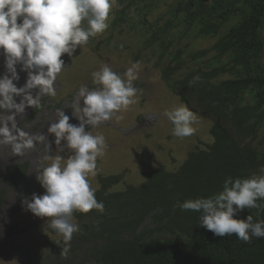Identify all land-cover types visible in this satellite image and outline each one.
<instances>
[{"label": "trees", "instance_id": "1", "mask_svg": "<svg viewBox=\"0 0 264 264\" xmlns=\"http://www.w3.org/2000/svg\"><path fill=\"white\" fill-rule=\"evenodd\" d=\"M154 3L159 0H117L110 32L135 30L141 9L140 23L146 24ZM165 17L149 26L146 49L190 111L213 123V143L191 151L175 172L162 166L145 173L140 186L128 184L124 174L99 176L95 196L104 210L73 213L80 230L64 256L80 252L78 264H264V238L214 236L200 227L199 212L177 206L221 192L229 177L264 175V143L258 138L264 128V0H179ZM193 35L218 39L211 48L187 51L181 41ZM203 61L208 68L201 67ZM26 170L27 165L16 166L6 179ZM122 184L124 190H114ZM248 215L264 220V207L235 218Z\"/></svg>", "mask_w": 264, "mask_h": 264}, {"label": "clouds", "instance_id": "2", "mask_svg": "<svg viewBox=\"0 0 264 264\" xmlns=\"http://www.w3.org/2000/svg\"><path fill=\"white\" fill-rule=\"evenodd\" d=\"M112 2L0 0V49L5 56V73L0 76V145H10L16 156L36 150L38 145H43L49 153L42 157L48 163L38 167L36 176L44 194L34 193L23 203L34 216L48 218V227L62 235L65 242L71 241L73 234L80 230L73 222L74 211L104 210L88 176L96 174L97 159L104 154L107 145L103 135H93L86 128L111 120L114 113L135 103L138 89L132 81L137 79L138 65L127 69V80L107 65L93 72V83L100 87L89 89L82 85L79 88L73 103L74 113L79 115L72 113L79 121L77 124L70 123V116L58 109V119L48 126L47 132L33 135L17 126L16 116L27 107L39 105L41 95L56 94V77L65 67L61 57L73 56L78 46L108 27ZM17 65H21L20 71L27 72L22 87L15 83L20 78ZM33 90L38 91L34 94ZM17 97H21L19 102ZM193 114L184 106L165 113L174 125L175 136L186 137L193 133ZM49 134L53 140L49 139ZM53 144L59 146L57 152L67 148L72 154L67 158L51 155ZM260 200H264V175L235 180L229 177L221 192L207 198L185 200L177 206L181 210L199 212L200 227L214 236L235 234L238 239L249 242L253 237L264 238V220L254 221L251 215L244 219L235 217L245 209L264 207L257 203ZM67 251L63 249L62 254Z\"/></svg>", "mask_w": 264, "mask_h": 264}, {"label": "rangeland", "instance_id": "3", "mask_svg": "<svg viewBox=\"0 0 264 264\" xmlns=\"http://www.w3.org/2000/svg\"><path fill=\"white\" fill-rule=\"evenodd\" d=\"M177 1L179 0H159L158 4L150 5L151 13L147 14V23L144 25L140 21L145 19V11L139 10L136 13L138 16L135 15L133 20L136 29L131 30L130 26H126L122 33L118 30L110 32L113 19L110 10L108 27L103 32L92 36L86 44L78 46L73 56L65 54L61 57L65 61V67L57 74L54 85L56 94L41 95L39 105L27 107L16 116L17 126L33 135L47 132L48 126L58 119V109H63L70 116V123L77 124L79 121L75 116L79 114L74 113L73 103L79 88L82 85L89 89L100 87L93 83L92 73L107 65L127 80V69L137 64V79L132 81L133 86L138 89L134 97L135 103L114 113L111 120L86 128L93 135H103L107 145L104 154L97 159L96 174L88 176L94 191L99 188V176L124 174L128 184L140 186L144 174L159 167L164 166L168 171L175 172L191 151L198 147L205 149L206 145L213 143L210 135L212 122L201 118L199 114H193L195 120L191 126L194 131L191 135H174V125L165 113L180 106L189 111L190 109L169 87L163 78V69L155 66L150 57V49H146L149 36L146 32L149 26L162 16L166 19L165 14ZM112 5L116 6L117 0ZM113 33L112 40L106 47V40ZM217 39L193 35L181 41V45H188L187 51L205 50L211 48ZM100 43L103 46L96 48ZM142 50L140 59H136V55ZM4 63L5 56L0 49V76L5 73ZM261 63L264 67V54ZM201 67L208 68V62L203 61ZM20 68L21 65H17L20 77L15 82L17 87H22L27 80V72L20 71ZM229 78L230 75L223 80ZM37 91L33 90V93ZM20 99L21 97H17V102ZM49 136L50 140L54 139L51 134ZM258 138L264 143V128ZM58 147L53 144L50 154H59L65 158L72 154V150L67 148L57 152ZM46 154L49 153L45 152L43 145H38L36 150L26 151L23 156H16L10 145H0V197H3L0 200V264L79 263L77 253L80 252L69 257L62 254L63 249L67 248L69 251L75 243L72 240L65 242L62 235L48 227V218L34 216L23 203L25 199L30 200L34 193L44 194L36 176L38 167L48 163L42 159ZM23 165H27L24 174L6 179L9 170ZM124 188L122 184L114 190L122 191ZM73 222L77 223L75 219Z\"/></svg>", "mask_w": 264, "mask_h": 264}]
</instances>
